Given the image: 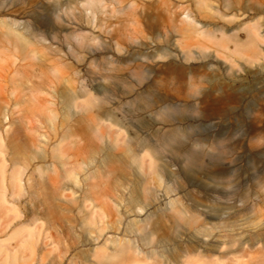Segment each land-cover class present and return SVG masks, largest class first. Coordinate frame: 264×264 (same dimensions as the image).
Returning a JSON list of instances; mask_svg holds the SVG:
<instances>
[{"label": "rangeland", "instance_id": "1", "mask_svg": "<svg viewBox=\"0 0 264 264\" xmlns=\"http://www.w3.org/2000/svg\"><path fill=\"white\" fill-rule=\"evenodd\" d=\"M82 2L10 1L25 13L20 30L31 41L36 39L37 28L48 38L56 33L58 21H80ZM129 2L121 0L119 5ZM129 29L125 25V32ZM56 38L60 45H49L41 62L29 58L21 63V80L35 84L38 71H43L60 91L66 87L88 89L94 81L107 80L111 64L102 57L87 61L77 75L71 76L72 65L61 47L70 40ZM102 39L104 48L113 46L107 35ZM54 66H59L61 76L71 78L69 83L58 81ZM229 82L223 76L208 75L202 84L209 101L218 96L213 87L221 85L233 97V103L215 114L195 106L181 107L180 100L162 92L160 85L159 94L114 106L115 95L106 88L103 100L112 107L108 118L116 120L124 130L121 137L132 138L130 145L136 152L144 143L155 150L158 179L145 172L148 154L143 156L140 171L123 155L121 144L108 146L125 167L123 173L114 174L116 180L107 174L108 167L99 164L98 155L90 162L87 153L78 149L73 163L68 157L57 159L56 152L50 157L52 145L75 125L74 120H91L89 125L95 124L94 113L75 110L72 117L63 120L65 112L59 95L52 99L44 96L54 103L52 111L21 113L11 106L13 98L4 94L7 108L4 113L0 111V132L4 136L0 147V241L5 240V249L10 251L22 239L33 241L35 256L31 264H263L264 135L253 131L264 128V72L247 76L242 83ZM0 84L6 87L4 82ZM154 103L158 107L154 108ZM21 118L26 136H31L26 129L31 127L48 138L49 157L45 161L36 159L33 150L13 136L15 122ZM91 143L103 146L102 141ZM60 149L64 153L73 150L68 141L62 142ZM184 150L191 159L182 156L186 155ZM12 169L19 173V187L11 183ZM48 177L56 182L53 203L46 198L43 187ZM131 187H136L137 198L145 204L148 193L156 195L155 205L147 212L152 219L161 215V230L152 231L149 222L140 221L144 211L138 216L132 213L134 208L126 204ZM168 191L170 198L178 200V206L195 209L197 219L193 225L172 216L167 207ZM142 224L148 239L141 238ZM122 244L132 245L126 263L100 262V252L112 254ZM42 252L47 253L43 260Z\"/></svg>", "mask_w": 264, "mask_h": 264}, {"label": "bare ground", "instance_id": "2", "mask_svg": "<svg viewBox=\"0 0 264 264\" xmlns=\"http://www.w3.org/2000/svg\"><path fill=\"white\" fill-rule=\"evenodd\" d=\"M10 1L0 0V16L6 17L5 20L0 18V83L6 84V87L0 84V111L4 113L7 108L5 95L13 98L11 106L21 113L52 111L54 103L44 96L52 99L54 95H59L65 112L63 120L72 117L71 113L75 110L93 112L95 124L89 125L91 120L75 119V125L52 145L50 157L56 152L57 159L68 157L73 163L80 149L87 153L90 162L98 155L99 164L108 167L107 174L112 177L125 170L108 147L116 144L123 146V155L140 171L144 165L143 156L148 154L150 160L145 172L155 179L159 175L155 150L144 143L141 150L136 152L130 145L132 138L121 137L124 130L116 120L108 118V111L112 107H107L103 100L107 87L115 95L114 106L128 104L151 93L159 94L160 85L162 92L171 93L180 100L178 105L181 107L195 106L202 112L215 114L233 103V97L221 85L213 87L218 96L209 101L202 92V84L207 82L208 75L223 76L234 84L242 83L247 76L264 72V0H130L126 6L119 5L121 0H83L80 4V21H58L56 33L48 38L37 28L33 41L20 30L25 13ZM125 25L130 26L128 32H125ZM103 35H107L112 42L110 49L102 46ZM57 36L70 40L69 44H61V47L65 48L64 56L72 65L71 76L77 75L87 61L102 57L111 64L107 80L91 82L88 89L66 87L61 91L52 85L43 71H38V82L35 84L21 80L24 79L18 71L21 63L29 58L41 62L44 50L49 45H60ZM132 64H135V68H132ZM52 70L59 74L60 68L54 66ZM61 80L69 83L71 78L59 74L58 81ZM154 85L158 87L153 89ZM152 106L158 107L157 103ZM15 125L13 136L30 147L36 159L45 161L49 157L45 134L28 127L26 129L31 136H26L22 133V118ZM253 133L263 137L264 128L256 129ZM91 140L102 141L103 146H95ZM64 141L71 145V152H61L60 145ZM3 142L4 136L0 132V147ZM184 153L186 155L183 157L191 159L187 150ZM227 165L231 166V162H227ZM72 175L67 173V176ZM10 180L15 187H19V173L14 169L10 173ZM55 186L52 177L43 181L46 198L51 203L55 200ZM135 188L131 187L126 204L134 208L132 213L136 216L144 211L145 215L140 221L149 222L152 231L161 230V215L152 219V214L147 212L149 207L155 205L156 195L147 192L149 200L145 204L137 198ZM168 195L169 191L166 193L167 207L172 216L186 225H193L197 219L195 209L185 210L178 206L176 198ZM144 229L142 224L139 227L141 238L148 239L149 235ZM4 242L0 241V264H31L35 256L33 241L19 240L10 251L5 249ZM131 252L132 245L122 244L112 254L100 252L98 258L100 262L119 260L126 263ZM46 254L42 252V260ZM261 261L264 264V258Z\"/></svg>", "mask_w": 264, "mask_h": 264}]
</instances>
